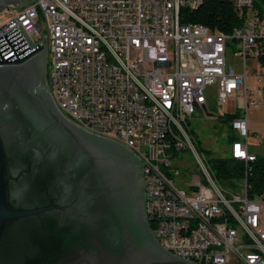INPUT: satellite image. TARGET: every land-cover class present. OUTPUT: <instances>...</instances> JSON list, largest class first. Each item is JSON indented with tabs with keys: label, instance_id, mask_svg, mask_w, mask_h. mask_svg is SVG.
I'll use <instances>...</instances> for the list:
<instances>
[{
	"label": "built area",
	"instance_id": "2783aa9c",
	"mask_svg": "<svg viewBox=\"0 0 264 264\" xmlns=\"http://www.w3.org/2000/svg\"><path fill=\"white\" fill-rule=\"evenodd\" d=\"M227 1L242 22L226 34L179 22L196 0H31L0 13V37L17 25L31 45L45 37L54 107L139 162L145 216L164 252L192 264H264V192L250 200L245 185L256 156L246 111L264 91V3ZM210 97L238 100L227 154L217 156L243 164L238 192L214 180L184 128L196 111L214 119ZM181 152L197 168L185 188L174 183Z\"/></svg>",
	"mask_w": 264,
	"mask_h": 264
},
{
	"label": "water",
	"instance_id": "95a60500",
	"mask_svg": "<svg viewBox=\"0 0 264 264\" xmlns=\"http://www.w3.org/2000/svg\"><path fill=\"white\" fill-rule=\"evenodd\" d=\"M44 43L19 25L0 37V264H192L149 230L133 155L56 110Z\"/></svg>",
	"mask_w": 264,
	"mask_h": 264
},
{
	"label": "rangeland",
	"instance_id": "374dc122",
	"mask_svg": "<svg viewBox=\"0 0 264 264\" xmlns=\"http://www.w3.org/2000/svg\"><path fill=\"white\" fill-rule=\"evenodd\" d=\"M8 11L10 12L11 9ZM7 18L6 11L0 14V24L5 22ZM247 65L248 68H251L253 63L248 61ZM258 73L260 72L258 71ZM251 84L249 81V85ZM257 97L262 105L259 108L249 106L246 111L248 141L251 145V151L264 158V91L257 93ZM237 101L235 98L228 99L222 105L218 104L214 97H210L206 102L207 113L214 119H204L201 111H196L193 117L187 121L184 128L198 153L206 156L205 152H208L214 157L227 154V147L229 146L226 135L228 122L224 120L223 116L228 112L232 114L238 111ZM258 140L259 142H257ZM173 163L179 171V176L174 178V183L185 188V185L197 173L194 160L189 152H181L175 155ZM235 187V191L238 192L239 186Z\"/></svg>",
	"mask_w": 264,
	"mask_h": 264
},
{
	"label": "trees",
	"instance_id": "16d2710c",
	"mask_svg": "<svg viewBox=\"0 0 264 264\" xmlns=\"http://www.w3.org/2000/svg\"><path fill=\"white\" fill-rule=\"evenodd\" d=\"M260 2L264 3V0ZM179 22L205 26L211 31L226 34L234 27H239L242 19L238 18L227 0H203L194 10L180 9ZM237 115L236 111L225 114L223 117L225 121H229ZM227 139H231L230 135ZM205 154L214 180L221 186L235 190L234 183L242 179L243 164L233 159L211 156L208 152ZM249 168L245 181L246 197L253 200L264 192V158L256 155L255 160L249 164ZM151 227L149 223V230Z\"/></svg>",
	"mask_w": 264,
	"mask_h": 264
},
{
	"label": "bare ground",
	"instance_id": "6f19581e",
	"mask_svg": "<svg viewBox=\"0 0 264 264\" xmlns=\"http://www.w3.org/2000/svg\"><path fill=\"white\" fill-rule=\"evenodd\" d=\"M201 2H203V0H196V2H193V5L191 6V10H194V9H196L200 4H201ZM195 25V24H194ZM196 27H198V28H205V27H202V26H198V25H195ZM101 139H105V138H101ZM149 224V223H148ZM151 233H152V235H153V237H154V231H151ZM160 241H157V243H158V245H159V247H160V243H159Z\"/></svg>",
	"mask_w": 264,
	"mask_h": 264
},
{
	"label": "crops",
	"instance_id": "0c3cea01",
	"mask_svg": "<svg viewBox=\"0 0 264 264\" xmlns=\"http://www.w3.org/2000/svg\"><path fill=\"white\" fill-rule=\"evenodd\" d=\"M251 82V81H250ZM249 83V82H248ZM263 92V91H262ZM261 93V92H260ZM262 104H261V102H260V105L259 106H261ZM259 106H258V108H259ZM228 114H230L229 112H228ZM228 122V121H227ZM227 132H228V130H226V134H227ZM256 155V154H255Z\"/></svg>",
	"mask_w": 264,
	"mask_h": 264
},
{
	"label": "flooded vegetation",
	"instance_id": "af4514ba",
	"mask_svg": "<svg viewBox=\"0 0 264 264\" xmlns=\"http://www.w3.org/2000/svg\"><path fill=\"white\" fill-rule=\"evenodd\" d=\"M148 228H149V224H147ZM160 243V242H159Z\"/></svg>",
	"mask_w": 264,
	"mask_h": 264
}]
</instances>
